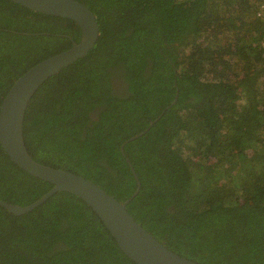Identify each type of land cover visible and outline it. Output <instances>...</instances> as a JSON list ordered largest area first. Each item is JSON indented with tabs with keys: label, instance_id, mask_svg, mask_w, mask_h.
<instances>
[{
	"label": "trees",
	"instance_id": "trees-1",
	"mask_svg": "<svg viewBox=\"0 0 264 264\" xmlns=\"http://www.w3.org/2000/svg\"><path fill=\"white\" fill-rule=\"evenodd\" d=\"M77 1L98 36L32 95L29 155L131 197L133 220L178 255L264 264V0ZM78 38L69 19L0 0V101L27 68ZM50 186L0 147V199L24 206ZM0 264L135 263L60 191L20 215L0 206Z\"/></svg>",
	"mask_w": 264,
	"mask_h": 264
},
{
	"label": "water",
	"instance_id": "water-1",
	"mask_svg": "<svg viewBox=\"0 0 264 264\" xmlns=\"http://www.w3.org/2000/svg\"><path fill=\"white\" fill-rule=\"evenodd\" d=\"M35 12L71 20L79 28L78 40L27 68L9 86L0 101V147L9 161L28 175L49 183L50 188L33 202L20 206L0 199V206L14 215L26 213L55 192H66L84 202L99 218L116 245L135 264H199L167 249L137 223L126 210L131 197L118 201L79 174L38 163L29 155L22 138L25 109L36 89L50 76L83 58L98 36L93 13L77 0H11ZM150 122L149 124H151ZM133 135L122 145L137 137ZM135 178L139 181L125 157Z\"/></svg>",
	"mask_w": 264,
	"mask_h": 264
},
{
	"label": "rangeland",
	"instance_id": "rangeland-1",
	"mask_svg": "<svg viewBox=\"0 0 264 264\" xmlns=\"http://www.w3.org/2000/svg\"><path fill=\"white\" fill-rule=\"evenodd\" d=\"M185 154L191 155V151H186ZM193 156V155H192Z\"/></svg>",
	"mask_w": 264,
	"mask_h": 264
},
{
	"label": "flooded vegetation",
	"instance_id": "flooded-vegetation-1",
	"mask_svg": "<svg viewBox=\"0 0 264 264\" xmlns=\"http://www.w3.org/2000/svg\"><path fill=\"white\" fill-rule=\"evenodd\" d=\"M115 87V86H114Z\"/></svg>",
	"mask_w": 264,
	"mask_h": 264
}]
</instances>
